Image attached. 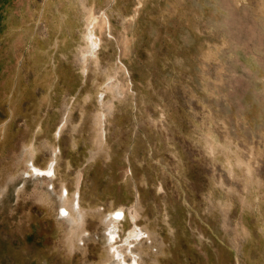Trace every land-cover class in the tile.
<instances>
[{
  "label": "rangeland",
  "instance_id": "374dc122",
  "mask_svg": "<svg viewBox=\"0 0 264 264\" xmlns=\"http://www.w3.org/2000/svg\"><path fill=\"white\" fill-rule=\"evenodd\" d=\"M119 207L142 264H264V0H0V264H105Z\"/></svg>",
  "mask_w": 264,
  "mask_h": 264
},
{
  "label": "bare ground",
  "instance_id": "6f19581e",
  "mask_svg": "<svg viewBox=\"0 0 264 264\" xmlns=\"http://www.w3.org/2000/svg\"><path fill=\"white\" fill-rule=\"evenodd\" d=\"M99 24L103 29H107L109 28L108 24L110 23L109 20L107 19L106 21L105 18L103 21H100ZM103 117L106 118V115L104 114ZM32 166L34 165L32 164ZM34 171L41 173L45 178H49L50 180H52L55 175V167L52 163L44 170L34 166ZM59 198L63 203V215L68 214L70 216L68 218L71 226L69 235L70 240L72 242L76 239L83 240L85 235H83V232H81L79 228L84 225L85 214L82 212L79 193L76 192L75 195L71 197L69 189L64 187L59 193ZM66 203L69 204L72 211L66 207ZM117 213L122 214L121 217H118ZM137 215L136 211L131 210L130 217L127 218V214L122 211L121 207H119L110 210V212L105 215V218L103 217L102 221L103 224H105L108 254V259L105 264H142L141 252H137L136 250H141V247L143 246L142 238L139 240V237H143L145 231L138 226ZM124 218H127L130 227L125 236L121 238ZM123 245L125 246L123 247ZM124 250L126 251L125 253L123 252ZM127 255H129L131 261L127 260Z\"/></svg>",
  "mask_w": 264,
  "mask_h": 264
},
{
  "label": "snow or ice",
  "instance_id": "6c2138e0",
  "mask_svg": "<svg viewBox=\"0 0 264 264\" xmlns=\"http://www.w3.org/2000/svg\"><path fill=\"white\" fill-rule=\"evenodd\" d=\"M121 215H122V214H120V213H117V216H118V217H121Z\"/></svg>",
  "mask_w": 264,
  "mask_h": 264
},
{
  "label": "water",
  "instance_id": "95a60500",
  "mask_svg": "<svg viewBox=\"0 0 264 264\" xmlns=\"http://www.w3.org/2000/svg\"><path fill=\"white\" fill-rule=\"evenodd\" d=\"M60 213L62 214L61 209H60ZM62 215H63V214H62Z\"/></svg>",
  "mask_w": 264,
  "mask_h": 264
}]
</instances>
